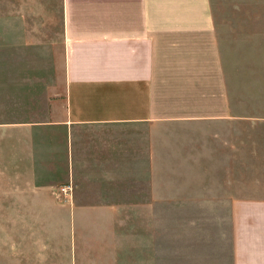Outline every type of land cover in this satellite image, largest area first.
Segmentation results:
<instances>
[{
  "label": "crops",
  "instance_id": "obj_1",
  "mask_svg": "<svg viewBox=\"0 0 264 264\" xmlns=\"http://www.w3.org/2000/svg\"><path fill=\"white\" fill-rule=\"evenodd\" d=\"M59 8L0 32V264H264V0Z\"/></svg>",
  "mask_w": 264,
  "mask_h": 264
},
{
  "label": "rangeland",
  "instance_id": "obj_2",
  "mask_svg": "<svg viewBox=\"0 0 264 264\" xmlns=\"http://www.w3.org/2000/svg\"><path fill=\"white\" fill-rule=\"evenodd\" d=\"M60 1L61 0H0V32L8 34L16 33L15 31L19 34L24 32L25 37L18 34V43L21 40L24 42L27 41L28 45H30V41H32L30 30L34 31V33H39L40 40L41 37L47 39L46 34L50 36L53 34L59 37L57 32V16L59 15ZM48 28H50V31H48ZM2 43L5 45V42L0 41V44ZM19 44L22 47L23 44ZM40 53L43 54V52ZM41 54L37 55V57H31L29 53L24 57L32 58L34 61L36 59V62L40 64H42V62L49 63L51 61L50 57Z\"/></svg>",
  "mask_w": 264,
  "mask_h": 264
},
{
  "label": "built area",
  "instance_id": "obj_3",
  "mask_svg": "<svg viewBox=\"0 0 264 264\" xmlns=\"http://www.w3.org/2000/svg\"><path fill=\"white\" fill-rule=\"evenodd\" d=\"M60 190H61L62 193L68 194L71 191V186L70 185L63 186V187H61Z\"/></svg>",
  "mask_w": 264,
  "mask_h": 264
}]
</instances>
